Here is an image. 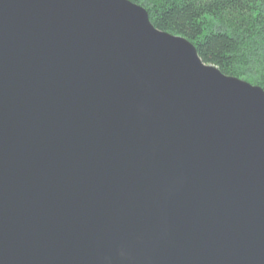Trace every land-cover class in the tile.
Here are the masks:
<instances>
[{
	"label": "water",
	"instance_id": "1",
	"mask_svg": "<svg viewBox=\"0 0 264 264\" xmlns=\"http://www.w3.org/2000/svg\"><path fill=\"white\" fill-rule=\"evenodd\" d=\"M0 264H264V91L128 0H0Z\"/></svg>",
	"mask_w": 264,
	"mask_h": 264
},
{
	"label": "trees",
	"instance_id": "2",
	"mask_svg": "<svg viewBox=\"0 0 264 264\" xmlns=\"http://www.w3.org/2000/svg\"><path fill=\"white\" fill-rule=\"evenodd\" d=\"M128 1L143 7L157 30L188 40L204 64L264 90V0ZM241 52L247 56L244 66L254 62L262 76L253 78L238 67Z\"/></svg>",
	"mask_w": 264,
	"mask_h": 264
},
{
	"label": "rangeland",
	"instance_id": "3",
	"mask_svg": "<svg viewBox=\"0 0 264 264\" xmlns=\"http://www.w3.org/2000/svg\"><path fill=\"white\" fill-rule=\"evenodd\" d=\"M242 48L243 49H246V52H247V50H248V45L247 46H245V44H243V46H242ZM251 50V49H250ZM245 52V53H246ZM240 55H243V52H241L240 53ZM241 57H244V60H243V58L241 59ZM239 59H238V63L240 64L241 62L243 63V64H240V66H238V67H241V68H243L244 70H245V74L246 75H251L253 78H259V76H262V74L259 72V70H255V68H257V67H254V66H256L255 64H254V62H251L250 63V65L249 66H244L245 65V63L247 62V56L246 55H243V56H241ZM258 69V68H257ZM247 76V77H248ZM237 79H239V80H242V81H245V80H243V79H240V78H237ZM246 83H248V84H250L251 86H257V87H260V86H258V85H255L254 83H252L251 81H245ZM261 88V87H260ZM262 89V88H261ZM264 91V90H263Z\"/></svg>",
	"mask_w": 264,
	"mask_h": 264
}]
</instances>
